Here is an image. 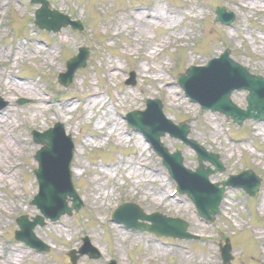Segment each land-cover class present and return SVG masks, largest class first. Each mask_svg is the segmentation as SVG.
Segmentation results:
<instances>
[{"label": "rangeland", "instance_id": "rangeland-1", "mask_svg": "<svg viewBox=\"0 0 264 264\" xmlns=\"http://www.w3.org/2000/svg\"><path fill=\"white\" fill-rule=\"evenodd\" d=\"M47 1L81 21L84 31L41 32L33 25L40 5L0 0V96L9 103L0 112V264H222L218 248L227 240L234 258L231 264H264V122H246L239 129L218 114H199L200 107L186 99L176 83L190 65L206 64L225 48L239 64L264 76V13L260 12L264 0ZM218 7L234 12L235 22L215 23ZM154 10L163 16L175 14L174 20L156 22L141 37L136 17L145 19L143 15ZM165 41L172 43L171 48L157 55ZM80 47L90 51L87 66L64 88L58 76L66 72V61ZM132 73L136 83L127 85ZM160 75L163 80L157 83ZM168 81L176 85L166 92ZM246 95L235 92L233 102L245 108ZM175 96L180 101H174ZM47 98L54 104L47 106ZM150 98L160 99L165 116L175 123L186 122L192 128L191 138L220 155L225 171L212 176V181L253 170L263 181L260 198L228 189L216 221L201 222L187 197L174 194L176 184L161 159L147 150L144 138L131 129L119 140L117 130L123 133L126 128L123 114L144 110ZM20 99L28 103L20 105ZM110 119H115L114 128ZM57 122L64 124L76 144L72 182L83 208L35 229V236L50 247L44 254L16 241L14 235L19 217L40 215L31 205L39 189L33 173L40 149L31 132H43ZM162 142L171 152H182L184 166L198 167L188 146L169 136ZM122 202L138 205L145 215L157 212L181 218L199 239L159 238L112 224L108 214ZM86 237L99 257L78 253L72 259L69 251L79 250Z\"/></svg>", "mask_w": 264, "mask_h": 264}, {"label": "water", "instance_id": "water-1", "mask_svg": "<svg viewBox=\"0 0 264 264\" xmlns=\"http://www.w3.org/2000/svg\"><path fill=\"white\" fill-rule=\"evenodd\" d=\"M33 3H42L43 5V9L38 12L39 20L43 13H49L47 2L33 0ZM41 23L44 25V19ZM85 64V61H83L80 64H75L71 69L76 71L78 68L85 67ZM246 70L229 60V53H227L221 60L212 61L208 68L201 69V73L194 72V69H192L187 76L180 79L179 83L186 94L192 100L200 103L204 109L224 113L235 123L242 124L248 119H264V80L250 76ZM241 89L250 92L249 107L245 112L236 110L230 101L233 91ZM1 108L2 106H0ZM161 110L160 105L151 103L149 109L144 114H140L139 118L131 116L130 123L134 128L141 130L162 155L172 176L179 184L180 193L187 194L197 205L201 216L208 221H212L213 216L218 213V205L222 199L224 189L218 190L216 187L210 186L208 175L215 173L214 171L204 170V166L201 165L196 175L192 174L180 167L181 163L178 158H171L161 151L159 138L163 137L166 132H171V127L164 121ZM34 139L38 144L43 145V149L36 156L40 163V169L35 174L40 181L41 189L34 205L42 211L46 218L56 221L63 214H71L72 209L67 207V198H74V209L78 210L80 208V203L75 193H73L70 183L69 170L73 157V147L70 141L63 136L61 127L50 130L44 135L34 134ZM142 219L149 220L144 216ZM38 224L42 226L44 219H35L28 230L29 239L26 237L20 239L41 250L32 233ZM20 225L23 228V223ZM130 225L137 229L155 231L157 234L167 235V237H180V234H173V232L171 234L155 226L146 228V226L140 224ZM174 225L182 226V237L192 238V236L186 234L187 225L178 222H175ZM29 240L34 241L36 244L29 242Z\"/></svg>", "mask_w": 264, "mask_h": 264}, {"label": "bare ground", "instance_id": "bare-ground-1", "mask_svg": "<svg viewBox=\"0 0 264 264\" xmlns=\"http://www.w3.org/2000/svg\"><path fill=\"white\" fill-rule=\"evenodd\" d=\"M157 8V7H156ZM155 8V9H156ZM248 11H251V9L249 8L248 9ZM144 17H145V19L142 17V15H137V17H136V20H137V26H138V30H139V32H140V34L139 35H141V37L142 36H144L145 34H146V31L149 29V28H153L154 27V25H156V22H158V23H164V24H167V23H170L171 21H173L174 19V16H175V14H166V15H162L161 13H158L156 10H154V14L153 13H149V14H146V15H143ZM134 29H137V28H134ZM168 29H169V27H168ZM170 30H171V28H170ZM134 32V31H133ZM138 32V31H137ZM135 33V32H134ZM169 43L170 42H167V41H165V42H163L162 44L164 45V48L165 47H167L168 45H169ZM29 46H31L30 44H29ZM35 49H37V48H35ZM34 49L33 50H31V52H33L34 53ZM43 51V50H42ZM42 51H40V52H42ZM46 55H48V52H46ZM160 72H161V70H159ZM117 73H118V71L117 72H115L114 73V75H112L113 77H115L116 75H117ZM158 78L157 79H155V81H157V83H159V82H161L162 80H163V78H162V75H160V76H157ZM174 94V93H173ZM172 98H174L173 100L174 101H176L177 99H178V101H180V99H179V97L178 96H175V97H172ZM94 106H96L95 104H93ZM105 115H106V117L108 116V114L105 112L104 113ZM110 121L112 122L111 124H110V126L112 125V128H114V125H115V119H113V120H111L110 119ZM117 125V124H116ZM118 126V125H117ZM111 128V129H112ZM113 130V129H112ZM117 132L119 133L118 135H119V140H123V133H120L119 132V129L117 130ZM122 139H121V138ZM7 139V138H6ZM156 195H158V194H155V196Z\"/></svg>", "mask_w": 264, "mask_h": 264}]
</instances>
